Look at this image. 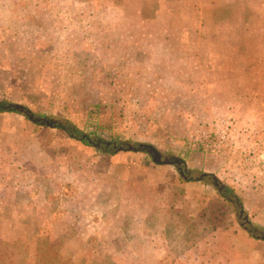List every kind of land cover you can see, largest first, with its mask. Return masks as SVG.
<instances>
[{
	"label": "rangeland",
	"instance_id": "obj_1",
	"mask_svg": "<svg viewBox=\"0 0 264 264\" xmlns=\"http://www.w3.org/2000/svg\"><path fill=\"white\" fill-rule=\"evenodd\" d=\"M0 101L92 140L28 124L62 157L27 182L0 117V264H264L230 240L264 235V0H0Z\"/></svg>",
	"mask_w": 264,
	"mask_h": 264
},
{
	"label": "crops",
	"instance_id": "obj_2",
	"mask_svg": "<svg viewBox=\"0 0 264 264\" xmlns=\"http://www.w3.org/2000/svg\"><path fill=\"white\" fill-rule=\"evenodd\" d=\"M14 103H17V102H14ZM0 117L5 118V119L15 118L17 120L16 123L13 122L11 124H8L7 126H5V128L4 126H2L3 130L5 129V136H3V139L4 140L8 139L7 140L8 143L10 142L11 144V146L8 147V150H10L11 154L13 155L12 170H14L15 172L14 175H17L18 177L28 175L29 181L27 182H30L31 176L36 177L38 174L36 173L38 163L43 164V168L44 167L47 168L49 166L50 168L54 167V169H57L60 166L61 157H62L60 155V150L62 147L61 142L60 141H55L54 143L51 142L50 147L47 148L46 146L47 145L46 142H48L47 141L48 136L49 135L51 136L52 134L58 135L59 128L49 126L47 128L50 129L51 131H48V136L41 137L35 134L33 131H26L28 126L29 128L32 129L30 125L32 124L33 126L34 124L37 125L38 123L27 118L26 115L21 112H16V111H11V110L0 111ZM41 124H38V125L41 126L43 129L44 124L43 125ZM33 130H35V127H33ZM49 148H54L55 150H49ZM2 161L4 160L2 159ZM2 166L3 165L0 166V169H3ZM146 180L150 181L148 179ZM15 183L20 184L23 182L17 179ZM214 212H215L214 213L215 220L213 219H211V221L209 220L210 221L209 227H206V226L203 227L204 229H206V232L208 230L210 231L216 230V228L220 226L223 222V216L221 215V212L219 211V209H216ZM203 214L204 212L202 211L199 212L197 217H194V219H191V221L188 223L189 225H188V228L186 229V232L188 233V237L193 238L198 232L200 235H203L204 232L203 233L200 232L201 229L200 228L198 229L196 227L197 226L196 221L201 220L200 218ZM248 220L250 221L249 216H248ZM245 228L246 227L243 222L242 226L240 227V231H232L231 233L232 236L230 235L231 236L230 240L231 241L237 240L240 236H243L242 238L246 240V244L249 246L248 248L246 245L248 252H254L257 246H262L264 248V241H263L264 238L259 237L253 233L252 234L254 236H252L250 233H248L245 230ZM242 238L240 239L242 240ZM237 248L238 247H233L234 250H237Z\"/></svg>",
	"mask_w": 264,
	"mask_h": 264
},
{
	"label": "water",
	"instance_id": "obj_3",
	"mask_svg": "<svg viewBox=\"0 0 264 264\" xmlns=\"http://www.w3.org/2000/svg\"><path fill=\"white\" fill-rule=\"evenodd\" d=\"M1 106L4 109H12V110L19 111V112L27 115L29 117V119H31L32 121L40 122L42 124H46V125H49V126H52V127H57V125L59 123V120L56 119V118H52V119H49V118H36L35 115L31 112V110L28 107H26L24 104H21V103H12V102L8 103V104L4 103V104H1ZM85 138L88 139L92 143V140L86 134H83L81 136V139H85ZM104 143L107 146L111 145L110 142H104ZM114 147H115L116 150H128V151H137V150L147 149V151L149 153H151L154 161L159 162V163L180 164V163L183 162V159L180 158V157L162 160L161 153L155 147H153L150 144L139 143V145H135L134 143H123L121 145H117L116 143H114ZM181 174H184V171H181ZM206 175H208V173H203L202 176L200 177V179H202ZM214 185L216 187H218V189L220 191H222L223 188L227 187V184L220 182L217 177L214 178ZM249 230H250V232L254 233L255 235L264 238V235L260 236V235H258L256 233V231H258V229L250 228Z\"/></svg>",
	"mask_w": 264,
	"mask_h": 264
},
{
	"label": "trees",
	"instance_id": "obj_4",
	"mask_svg": "<svg viewBox=\"0 0 264 264\" xmlns=\"http://www.w3.org/2000/svg\"><path fill=\"white\" fill-rule=\"evenodd\" d=\"M1 104H4V102H1L0 101V111H5V110H11V111H16V110H12V109H4ZM16 112H19V111H16ZM27 118H29L27 115H26ZM38 124H41L40 122H37ZM57 127L59 128H62L63 130L67 131L71 136L73 137H77L79 139H81V134H79V130L78 128L74 127L73 125H71L70 123H63L62 121H59ZM86 139V138H85ZM85 139H82V141H85L87 143V141ZM116 150V149H114ZM236 203L239 205L240 208H243V205L241 203V199L239 197H236Z\"/></svg>",
	"mask_w": 264,
	"mask_h": 264
},
{
	"label": "flooded vegetation",
	"instance_id": "obj_5",
	"mask_svg": "<svg viewBox=\"0 0 264 264\" xmlns=\"http://www.w3.org/2000/svg\"><path fill=\"white\" fill-rule=\"evenodd\" d=\"M183 175H185V173L183 174ZM246 221H247V223H249L248 221V217L246 216V219H245V222H244V224L246 223Z\"/></svg>",
	"mask_w": 264,
	"mask_h": 264
}]
</instances>
